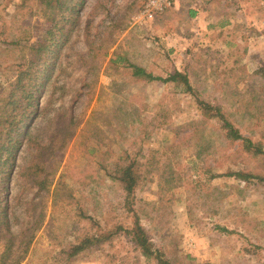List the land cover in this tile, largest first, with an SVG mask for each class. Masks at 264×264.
<instances>
[{"label": "rangeland", "instance_id": "rangeland-1", "mask_svg": "<svg viewBox=\"0 0 264 264\" xmlns=\"http://www.w3.org/2000/svg\"><path fill=\"white\" fill-rule=\"evenodd\" d=\"M8 1L0 0V41L15 34L33 42L47 28L40 10L32 1ZM144 1H85L9 191L0 194L10 233L32 228L31 242L22 253L21 239L0 234V264L16 257L20 264H153L124 238L69 263L58 256L86 231L75 199L102 228L131 226L118 204L121 191L108 177L125 151H139L142 162L154 158L136 192L140 223L154 247L176 264H264V181L233 176L264 177V158L244 153L221 123L203 118L190 95L172 84L134 79L109 63L117 52L155 76L187 72L200 98L221 106L239 133L264 151V0L213 3L209 16L200 17L201 32L188 40L136 23ZM6 57L0 91L17 74Z\"/></svg>", "mask_w": 264, "mask_h": 264}, {"label": "trees", "instance_id": "trees-1", "mask_svg": "<svg viewBox=\"0 0 264 264\" xmlns=\"http://www.w3.org/2000/svg\"><path fill=\"white\" fill-rule=\"evenodd\" d=\"M27 1H32L33 5L40 10L47 28L39 33L33 42H30L32 40L29 35L17 38L15 34L8 35L6 41H0L4 45L0 44V60L2 55L6 54L8 57L5 60L10 61L17 71L14 80L7 83L6 87L0 91V194L9 191L8 185L16 168L17 156L28 141V130L31 124L42 112L41 99L61 64L64 50L79 28L80 13L86 0H21V5ZM13 2L9 0L6 5ZM14 31L16 32L15 29ZM109 63L120 66L124 70H130L131 77L134 79L172 84L174 89L190 95L203 118L221 123L226 135L232 138V141L240 142L239 145L242 146L244 153L254 159L264 158L262 146L244 138L233 126L227 112L221 106L212 105L200 98L198 92L192 87L187 72L173 71L165 77L155 76L117 52L112 53ZM107 156L110 157L109 154ZM140 158L143 157L140 156L139 151L132 155L125 151L123 157L112 163L113 171L108 172L110 180L115 182L121 191L122 197L118 204L126 218L131 219V226L127 227L118 223L109 230L102 228L97 219L88 215L81 207L79 200L75 199L76 217L84 222L86 231H83L77 243L59 251L58 256H64L67 263L96 246L111 245L115 240L124 238L133 251L146 261H151L153 264H176L166 256L164 250L152 245L151 238L140 223L136 208V192L141 179L150 175L154 168L153 157L144 162ZM101 166L107 171V164ZM233 176L244 182H249L251 179H256L258 182L264 181V177L250 173L237 172ZM217 177L220 175H210V179ZM8 220V206L5 202L2 205L0 201V234L3 237L7 235L10 241L21 239L18 244L24 245L25 248L21 251L23 253L31 242V239L27 240L26 237L32 228H25L17 235L11 234ZM20 263L21 257L12 260V264Z\"/></svg>", "mask_w": 264, "mask_h": 264}, {"label": "crops", "instance_id": "crops-1", "mask_svg": "<svg viewBox=\"0 0 264 264\" xmlns=\"http://www.w3.org/2000/svg\"><path fill=\"white\" fill-rule=\"evenodd\" d=\"M218 2L220 3V0H175L174 7L157 16L152 26L156 30L163 31L167 38L177 40L186 37L188 40L192 38V33L201 32L200 17H208L214 7L213 3L217 6ZM183 29H186V34L182 35Z\"/></svg>", "mask_w": 264, "mask_h": 264}, {"label": "built area", "instance_id": "built-area-1", "mask_svg": "<svg viewBox=\"0 0 264 264\" xmlns=\"http://www.w3.org/2000/svg\"><path fill=\"white\" fill-rule=\"evenodd\" d=\"M174 4L175 0H145L137 15L132 19L141 25L152 23L157 16L173 8Z\"/></svg>", "mask_w": 264, "mask_h": 264}]
</instances>
